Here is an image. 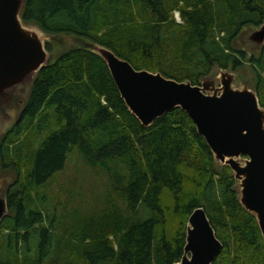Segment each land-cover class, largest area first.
I'll list each match as a JSON object with an SVG mask.
<instances>
[{
    "label": "trees",
    "instance_id": "trees-1",
    "mask_svg": "<svg viewBox=\"0 0 264 264\" xmlns=\"http://www.w3.org/2000/svg\"><path fill=\"white\" fill-rule=\"evenodd\" d=\"M21 19L47 36L103 46L137 70L200 85L216 67L241 69L247 56L236 43L264 26V0H26ZM93 49L65 51L37 74L1 142L2 170L16 179L0 264H177L199 208L224 245L214 264H264L239 182L192 118L177 108L144 127ZM251 62L264 72V49ZM69 164L79 174L58 183Z\"/></svg>",
    "mask_w": 264,
    "mask_h": 264
},
{
    "label": "water",
    "instance_id": "water-1",
    "mask_svg": "<svg viewBox=\"0 0 264 264\" xmlns=\"http://www.w3.org/2000/svg\"><path fill=\"white\" fill-rule=\"evenodd\" d=\"M25 1L0 0V105L17 86L32 84L51 61L41 30L28 27L21 19ZM243 38L248 48L263 49L264 26ZM93 48L107 64L130 112L144 127L177 108L192 118L216 162L234 172L240 203L256 218L264 238V108L256 92L248 85L235 86L234 72L219 70L220 77L210 75L193 85L137 70L111 50ZM8 214L7 194L0 193V224ZM223 249L205 209L199 208L189 218L185 253L177 264H214Z\"/></svg>",
    "mask_w": 264,
    "mask_h": 264
},
{
    "label": "rangeland",
    "instance_id": "rangeland-1",
    "mask_svg": "<svg viewBox=\"0 0 264 264\" xmlns=\"http://www.w3.org/2000/svg\"><path fill=\"white\" fill-rule=\"evenodd\" d=\"M178 13H179L178 11L175 12L174 14L175 19L179 24H183L181 18L179 20L177 19ZM28 27L36 28L35 26H28ZM252 28L253 27L246 28L243 34L246 35L252 30L259 29V28H253V29ZM40 34L45 44L49 43L52 44L53 46L52 52H49V56L51 60H54L61 53L71 49H77V48L92 49L93 47H95L89 41L74 36L62 35V36L53 37V36H47L41 31ZM236 44L240 50L246 53L247 59L242 61V67L240 70L238 71L229 70L230 72H234L235 75L237 76L235 86L242 87L244 85H248L253 92H256V94H258V88L261 84L260 76L263 78L264 81V72L260 69V67L256 65V63H252L251 59L260 58L261 53L258 50L248 48L242 36L239 37ZM209 75L218 78L220 77V71L216 67L213 69V71H211ZM30 87H31V82H28L25 85L17 86L14 89V91L11 92L8 99L0 105V145L5 135L8 132H10L12 129H14V127L18 123L23 107L27 101L30 92ZM261 90L263 91V86L261 87ZM78 174L79 172H75L74 167H72V165L69 164V167L67 166V168L64 170L63 173L56 175L57 177L56 180L58 183H67L72 175L77 176ZM15 179H16V175H14L12 172L2 170V165L0 162V193L6 194L9 187L12 185ZM92 179L93 178L90 179L89 181L90 183H92ZM90 183L84 185L88 195L91 189ZM96 185L99 186L98 179H96ZM100 187H101V183H100ZM146 217L148 218L149 214H147Z\"/></svg>",
    "mask_w": 264,
    "mask_h": 264
},
{
    "label": "flooded vegetation",
    "instance_id": "flooded-vegetation-1",
    "mask_svg": "<svg viewBox=\"0 0 264 264\" xmlns=\"http://www.w3.org/2000/svg\"><path fill=\"white\" fill-rule=\"evenodd\" d=\"M244 37V34L242 35V38ZM263 49H264V47H263ZM263 49H260V50H258V51H260V53L262 54L263 53ZM262 50V51H261Z\"/></svg>",
    "mask_w": 264,
    "mask_h": 264
},
{
    "label": "built area",
    "instance_id": "built-area-1",
    "mask_svg": "<svg viewBox=\"0 0 264 264\" xmlns=\"http://www.w3.org/2000/svg\"><path fill=\"white\" fill-rule=\"evenodd\" d=\"M181 18L180 13L177 14V19L179 20Z\"/></svg>",
    "mask_w": 264,
    "mask_h": 264
}]
</instances>
